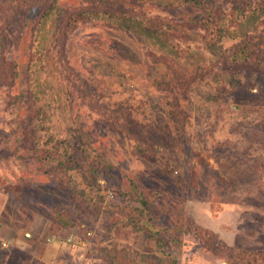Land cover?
Listing matches in <instances>:
<instances>
[{"label":"rangeland","instance_id":"374dc122","mask_svg":"<svg viewBox=\"0 0 264 264\" xmlns=\"http://www.w3.org/2000/svg\"><path fill=\"white\" fill-rule=\"evenodd\" d=\"M200 1L0 0L12 263L264 264V0Z\"/></svg>","mask_w":264,"mask_h":264},{"label":"trees","instance_id":"16d2710c","mask_svg":"<svg viewBox=\"0 0 264 264\" xmlns=\"http://www.w3.org/2000/svg\"><path fill=\"white\" fill-rule=\"evenodd\" d=\"M186 1H191L192 3H194L196 5H203L200 0H186ZM204 7H206V6L204 5ZM13 10L14 9H12V11ZM249 47H250V45L247 42L241 43L240 45L236 46V48L232 51V54H231L232 57H233V60L231 61L233 63V65H239L240 68H251V66L254 63H253V60L250 57V53L248 52L249 51ZM257 64L264 65V63H257ZM141 207H143V206H141ZM259 253H261V252L256 251V252L250 253V255L255 257Z\"/></svg>","mask_w":264,"mask_h":264},{"label":"crops","instance_id":"0c3cea01","mask_svg":"<svg viewBox=\"0 0 264 264\" xmlns=\"http://www.w3.org/2000/svg\"><path fill=\"white\" fill-rule=\"evenodd\" d=\"M18 233L16 232V234L15 235H13V233H9V236L8 235H4V236H8L9 238H8V240L9 239H11V240H14V239H16L17 237H18V235H17ZM2 236V235H1ZM4 240V239H3ZM2 241V240H1ZM12 242V241H11ZM8 246H7V244L5 243V242H0V252H4V253H6V255L4 256V258H2V259H0V264H15L14 262L12 263V260L10 259V253L8 254V252H7V248ZM16 249H18V248H16ZM24 250H22V252H23ZM31 253H32V251H31ZM38 259H42V261H44L45 263H47V258H45V257H37ZM27 262H25V264H26ZM48 264V263H47Z\"/></svg>","mask_w":264,"mask_h":264}]
</instances>
